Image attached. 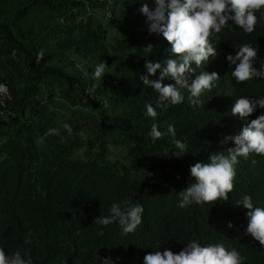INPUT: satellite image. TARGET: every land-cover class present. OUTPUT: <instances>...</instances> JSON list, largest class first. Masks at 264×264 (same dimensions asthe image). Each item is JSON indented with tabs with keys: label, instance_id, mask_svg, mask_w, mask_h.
<instances>
[{
	"label": "trees",
	"instance_id": "obj_1",
	"mask_svg": "<svg viewBox=\"0 0 264 264\" xmlns=\"http://www.w3.org/2000/svg\"><path fill=\"white\" fill-rule=\"evenodd\" d=\"M144 3L151 10L157 7L156 0H112L114 15L105 19L99 0H0V53L10 51L14 58L9 59L30 58L33 68L22 85L0 78L16 101L10 112L0 115V249L7 255L27 251L33 264H104L105 258L110 264H144L148 253H179L196 240L201 246L235 248L244 258L241 264H264V245L245 234L250 210L238 204L250 195L255 207L264 208V154L238 158L226 201L178 207L179 192L195 182L190 167L209 162L213 152L228 155L235 142L222 143L225 137L239 134L264 114V108L247 118L231 114L238 97H264V78L237 83L231 74L235 65L227 61L236 47L249 44L258 51L253 66L264 64V8L255 13L251 34L230 20L220 33L210 35L217 55L189 79L201 71L217 72L220 79L202 93L201 103L192 106L189 91L181 89L184 101L162 108L157 106L159 94L144 86L140 76L146 74L147 60L163 63L175 57L161 33L149 32L147 16L140 11ZM115 22L124 26L116 37L119 49L106 42ZM41 51L44 57L37 63ZM72 52L94 70L106 63L92 94L106 97L115 119L89 111L94 108L92 94L86 95L82 84L53 63L69 59ZM152 79H160L159 70ZM163 83L175 81L166 77ZM147 103L156 108L155 118L146 115ZM54 107L67 109L70 116L59 122ZM64 124L72 128L71 134ZM152 124L165 133L155 141L149 135ZM169 125L175 136L168 133ZM51 128L59 134L45 136ZM82 131L87 132L86 158L75 156L84 140ZM175 140L186 144L185 153L175 148ZM111 143L129 147L127 161L106 158ZM126 200L144 209L133 233L123 234L118 222L94 223L110 215L113 203L124 208Z\"/></svg>",
	"mask_w": 264,
	"mask_h": 264
},
{
	"label": "clouds",
	"instance_id": "obj_2",
	"mask_svg": "<svg viewBox=\"0 0 264 264\" xmlns=\"http://www.w3.org/2000/svg\"><path fill=\"white\" fill-rule=\"evenodd\" d=\"M157 7L151 10L144 3L140 11L147 16L150 33H161L170 43V52L175 58H167L161 62L147 60L144 68L146 74H141L140 79L144 86L153 88L158 94V107H166L167 104H180L184 101L181 89H187L190 93L188 101L192 106L201 103L200 96L205 90L210 91L214 83L220 79L217 72L201 71L194 80L189 79L191 73L201 68L209 57L217 55L216 48L209 42L210 35L220 33L222 27L231 20L242 28L245 33L251 34L257 24L255 13L264 8V0H156ZM151 46V45H149ZM238 51L227 56V61L235 65L232 76L237 83L264 78V64L260 69L255 68L254 58L258 51L249 44L236 47ZM44 57L41 51L36 56V62ZM194 65V66H193ZM107 67L105 62L96 65L94 78H101ZM160 79H152L157 71ZM166 77H170L175 84L163 83ZM146 115L155 118L156 108L147 103ZM257 108H264V97L256 100L240 96L236 99L231 109L233 116L241 118L249 117ZM63 128L72 133V128L64 124ZM168 133L175 136V128L169 125ZM59 130L49 129L45 136L58 135ZM153 141L162 138L157 124H152L149 134ZM232 140L235 147L228 148V155L213 152L208 158L209 162H197L190 167L191 176L195 182L189 184L179 192V208H185L193 203L217 202L227 200L229 193L234 188L236 175L235 165L239 163V157L247 159L250 154H264V114H261L249 123H246L242 131L234 136L225 137L222 143ZM37 143H43V137L38 138ZM175 148L180 152H186V144L181 140H175ZM238 204L248 211L249 223L246 235L251 234L255 240L264 245V208L255 207L250 195H244ZM142 205L133 204L130 200L124 201V208L118 203H113L110 215L97 217L95 224L107 226L118 222L122 233H133L142 223ZM229 227H232L229 224ZM27 251L23 254L16 251L7 255L0 249V264H33ZM244 258L233 248L227 250L222 244H208L201 246L196 240L189 241L179 253L170 249L148 253L144 257V264H241ZM104 264H110L109 258H105Z\"/></svg>",
	"mask_w": 264,
	"mask_h": 264
},
{
	"label": "rangeland",
	"instance_id": "obj_3",
	"mask_svg": "<svg viewBox=\"0 0 264 264\" xmlns=\"http://www.w3.org/2000/svg\"><path fill=\"white\" fill-rule=\"evenodd\" d=\"M90 2L91 4L97 3V0H85ZM123 24L120 22H115L112 25V28L109 30V33L106 38V42L108 46L112 49H119L122 46L117 42V35L123 31ZM0 53V78L5 77L6 79H10V83L24 84L25 77L27 72L33 70L30 58L23 57L21 60L19 59H9L14 58L13 54L10 53ZM19 58V57H18ZM53 63L58 66L64 68L69 75L76 79L77 82L84 86L85 94H92L94 87L96 84L101 82V78H94L93 73L95 72L94 68L88 63V61L79 56L77 53L72 52L69 54V59L67 60H53ZM17 87L12 86V93H15ZM94 101V108L91 105L89 111L97 110L101 113L106 119H115L116 112L115 110L109 106V102H107L106 97L97 98L90 96ZM16 101L13 97L10 105L8 107V111L10 112L11 108H14ZM68 105V104H67ZM55 116L58 118V121H63L66 117L70 116V112L63 107H54ZM79 117V116H78ZM76 117V118H78ZM6 120V119H5ZM8 121V120H7ZM83 122V119H80V123ZM2 127V126H1ZM82 130L84 126H82ZM86 128V127H85ZM85 130V129H84ZM84 134V140L81 142L75 151V156L80 158H86L85 154L88 152L87 144L85 143V136L87 135L86 131H82ZM129 152V147H126L123 144L111 143L109 144L108 149L106 150V158L110 160H119V161H127V155ZM89 153V152H88Z\"/></svg>",
	"mask_w": 264,
	"mask_h": 264
},
{
	"label": "built area",
	"instance_id": "obj_4",
	"mask_svg": "<svg viewBox=\"0 0 264 264\" xmlns=\"http://www.w3.org/2000/svg\"><path fill=\"white\" fill-rule=\"evenodd\" d=\"M103 3L102 16L105 19H110L113 17L114 13L112 11V0H99ZM11 100V93L9 85L0 81V115L6 114L8 112V102Z\"/></svg>",
	"mask_w": 264,
	"mask_h": 264
}]
</instances>
